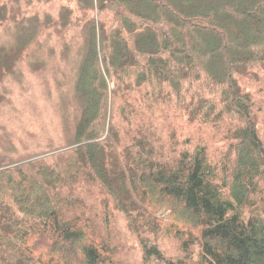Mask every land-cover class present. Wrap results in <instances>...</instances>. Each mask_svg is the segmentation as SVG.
Instances as JSON below:
<instances>
[{"label":"trees","instance_id":"trees-1","mask_svg":"<svg viewBox=\"0 0 264 264\" xmlns=\"http://www.w3.org/2000/svg\"><path fill=\"white\" fill-rule=\"evenodd\" d=\"M77 1L57 145L0 151V264H264V0Z\"/></svg>","mask_w":264,"mask_h":264},{"label":"rangeland","instance_id":"rangeland-1","mask_svg":"<svg viewBox=\"0 0 264 264\" xmlns=\"http://www.w3.org/2000/svg\"><path fill=\"white\" fill-rule=\"evenodd\" d=\"M62 7H68L70 18L81 24L90 14L77 0L33 2L31 6L26 0H0L1 152L23 155L47 150L53 142L57 145L61 116L75 106L72 83L81 34L79 27L69 32L68 49L61 48L51 34L49 21L58 20ZM34 16L39 23L36 41L20 51L17 45L28 39V26L36 23L31 20Z\"/></svg>","mask_w":264,"mask_h":264}]
</instances>
